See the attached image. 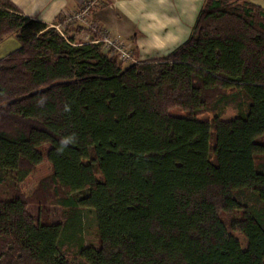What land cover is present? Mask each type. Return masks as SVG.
<instances>
[{
    "label": "trees",
    "instance_id": "obj_1",
    "mask_svg": "<svg viewBox=\"0 0 264 264\" xmlns=\"http://www.w3.org/2000/svg\"><path fill=\"white\" fill-rule=\"evenodd\" d=\"M68 17L0 0L19 43L0 57V264H264V6L204 0L184 41L134 61Z\"/></svg>",
    "mask_w": 264,
    "mask_h": 264
},
{
    "label": "crops",
    "instance_id": "obj_2",
    "mask_svg": "<svg viewBox=\"0 0 264 264\" xmlns=\"http://www.w3.org/2000/svg\"><path fill=\"white\" fill-rule=\"evenodd\" d=\"M27 16L52 24L63 12L73 15L86 0H11ZM204 0H107L95 4L91 20L135 50L137 59L160 56L184 41ZM264 6L262 0H251ZM68 19V18H67ZM69 34L89 40L92 31ZM4 37L0 40L3 43Z\"/></svg>",
    "mask_w": 264,
    "mask_h": 264
},
{
    "label": "rangeland",
    "instance_id": "obj_3",
    "mask_svg": "<svg viewBox=\"0 0 264 264\" xmlns=\"http://www.w3.org/2000/svg\"><path fill=\"white\" fill-rule=\"evenodd\" d=\"M262 1H264V0H262ZM94 6H96V5H93L90 8L88 16H87L88 21L90 23L94 22L91 20V13H92V9ZM70 22H74V23L75 22H81V20L73 19V20H70ZM82 23H84V22H82ZM7 38H10V39H6L3 43H0V57H3L4 55L8 54L9 52L13 51L14 49H16L19 46V43L14 36H7ZM126 46H128V49L132 53L134 60H136L138 56H136L134 48L132 47V49H131L128 44H126ZM262 48H263V46H261L260 44H256V46H255L256 52L260 51V49H262ZM82 168L85 169L84 166H82ZM51 170L52 169H51L49 162L46 159H44L42 162H40L35 167V169L31 172V174H29L28 177L22 182L21 186H22L23 191L26 194H30L33 191V189L35 188V186L37 185V183L39 182V180L42 177L48 175L51 172ZM60 187L67 194H74L75 192L78 191V189L71 188L70 184L66 181H63L60 184ZM94 187H95V183L91 182V181L84 183L82 185V189L94 188ZM83 215L85 217V223H84V226L82 228V231H83L82 234H83L84 239H85V244L86 245H97L99 243V238H98V232H97L95 221L92 219V215L89 211L85 210ZM230 231L232 233H234L236 236H238L242 240L243 243L246 241L244 235L241 232L232 231V230H230ZM206 236L209 239H213V237H211L209 235H206Z\"/></svg>",
    "mask_w": 264,
    "mask_h": 264
},
{
    "label": "built area",
    "instance_id": "obj_4",
    "mask_svg": "<svg viewBox=\"0 0 264 264\" xmlns=\"http://www.w3.org/2000/svg\"><path fill=\"white\" fill-rule=\"evenodd\" d=\"M103 0H86L82 7L80 8L79 11H77L76 13H74L73 15H69L68 20H81L82 22L86 23L88 25H90L91 27H96L94 22H89L88 21V13L90 8L99 3L102 2ZM55 27L61 31L60 26L59 25H55ZM100 41H102L105 44V47L107 49H111L113 52H116L119 54V56L121 57V59L123 60H131L134 61L133 55L130 52V50L128 49V46H126V43L118 37H115L111 34V32H109L108 30H105L103 32H101V38L99 39ZM98 41V40H97Z\"/></svg>",
    "mask_w": 264,
    "mask_h": 264
}]
</instances>
